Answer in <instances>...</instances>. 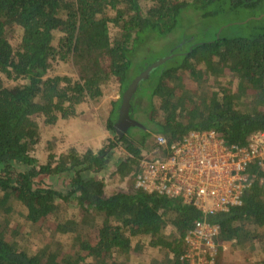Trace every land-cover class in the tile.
Segmentation results:
<instances>
[{
  "label": "trees",
  "instance_id": "obj_1",
  "mask_svg": "<svg viewBox=\"0 0 264 264\" xmlns=\"http://www.w3.org/2000/svg\"><path fill=\"white\" fill-rule=\"evenodd\" d=\"M224 6L247 12L246 23L191 41L186 26ZM175 32L183 40L172 57L131 97L136 125L97 151L70 147L44 163L33 156L37 118L51 126L66 121L79 104H97L109 86H117L118 99L104 124L116 133L124 91L155 61L154 43ZM57 61L77 68L76 77L49 75ZM206 130L237 146L264 132V0H0V264H129L143 246L159 255L141 264H185V236L203 214L180 197L137 188L135 179L152 134L171 142ZM118 144L125 154L110 175L125 185L109 193L98 174ZM12 161L27 169L13 170ZM65 173L67 192L35 183ZM263 175L256 171L240 205L206 216L219 227L215 264L222 244L245 258L258 251L264 264ZM67 207L76 208L74 217L64 214ZM17 213L34 227L33 244L18 237Z\"/></svg>",
  "mask_w": 264,
  "mask_h": 264
},
{
  "label": "built area",
  "instance_id": "obj_2",
  "mask_svg": "<svg viewBox=\"0 0 264 264\" xmlns=\"http://www.w3.org/2000/svg\"><path fill=\"white\" fill-rule=\"evenodd\" d=\"M257 170L264 172V132L253 134L245 146L227 145L214 130L192 131L171 142L156 134L152 150L140 160L135 186L180 197L201 211L203 219L185 236L181 259L185 264H215L219 227L206 216L240 205Z\"/></svg>",
  "mask_w": 264,
  "mask_h": 264
},
{
  "label": "rangeland",
  "instance_id": "obj_3",
  "mask_svg": "<svg viewBox=\"0 0 264 264\" xmlns=\"http://www.w3.org/2000/svg\"><path fill=\"white\" fill-rule=\"evenodd\" d=\"M193 16V14H191ZM188 18H191L190 16ZM193 18V17H192ZM249 14L243 10L232 11L228 10L225 6L221 8L220 12L216 17L200 18L198 21H194L192 24L186 26H191V36L190 40L196 39V42L202 43L204 41H210L216 32L220 31L221 28L227 26L228 24H238L243 23L248 20ZM182 32L184 29L181 30ZM175 32L174 34H169L163 39L154 43L155 49H153V55L150 56L152 60H157L162 58L172 51L178 40L182 38V35ZM16 35L12 38V43H16ZM183 40V38H182ZM183 41L180 42V44ZM185 47V44L183 45ZM149 57V58H150ZM76 69L70 64H66L61 61L54 62L48 71L49 75H61L70 76L72 78L76 77ZM6 82V78L1 76ZM8 82V81H7ZM20 82V81H17ZM16 81H9V84H15ZM118 99V88L117 86H109L105 88L104 95L98 101V103L84 102L76 107V114L74 117L67 118L64 122H59L54 126L47 125L42 117L37 118L41 138L39 144H37L33 150V156L40 162L44 163L47 160V156L50 153L59 154L68 148L77 145L78 150L83 151L85 148H92L98 150L102 146L108 145L111 141H114L116 133L106 130L104 124V117L108 114L111 108V102ZM105 114V115H104ZM101 130L104 132H101ZM106 130V132L104 131ZM99 146V147H98ZM154 146V134L148 139V151L147 155ZM124 149L122 145L118 144L114 147L113 152L110 154L107 160L105 168L98 174L99 176H104L107 181V192H112L116 189H122L124 183L120 181L117 176L110 175L111 172L115 170V165L119 159L124 157ZM15 171H24L27 166L12 161L8 163ZM92 175L91 173H85L86 176ZM70 177L68 174H61L59 176H49L41 175L35 178L36 185L39 186H50L57 191L67 192L68 183ZM64 214L66 216H73L76 214V208L67 207L63 208ZM12 225L13 222L16 224L19 231L18 237L27 238L24 242L33 244L37 239L34 227L26 224L24 218L21 214L17 213L12 215ZM26 236V237H25ZM159 255L156 249L142 247V249L133 256L129 258V264H141L148 257H153ZM244 252L240 251L235 245L228 244L227 249L221 254L219 258L220 264H260L258 261L261 254L256 251L253 256L245 258ZM141 262V263H140Z\"/></svg>",
  "mask_w": 264,
  "mask_h": 264
},
{
  "label": "water",
  "instance_id": "obj_4",
  "mask_svg": "<svg viewBox=\"0 0 264 264\" xmlns=\"http://www.w3.org/2000/svg\"><path fill=\"white\" fill-rule=\"evenodd\" d=\"M171 57L172 55H166L152 62L143 72H141L132 80L127 89L124 91L122 95L121 106L119 108L118 118L115 122L116 135L118 138H121L127 132L130 126L137 124L133 119L130 118L129 111L131 108V97L135 93L138 85L142 80H146L148 78L152 70L166 62Z\"/></svg>",
  "mask_w": 264,
  "mask_h": 264
},
{
  "label": "crops",
  "instance_id": "obj_5",
  "mask_svg": "<svg viewBox=\"0 0 264 264\" xmlns=\"http://www.w3.org/2000/svg\"><path fill=\"white\" fill-rule=\"evenodd\" d=\"M61 122V121H60ZM62 122H64V121H62ZM59 123V122H58ZM105 132H106V130H104ZM101 132H103L102 130H101ZM103 134H104V132H103ZM72 147H78L77 145H75V146H72ZM99 147V146H98ZM92 149V148H91Z\"/></svg>",
  "mask_w": 264,
  "mask_h": 264
}]
</instances>
